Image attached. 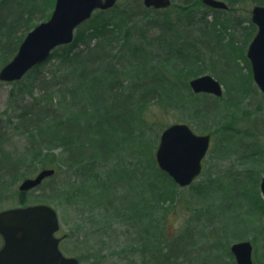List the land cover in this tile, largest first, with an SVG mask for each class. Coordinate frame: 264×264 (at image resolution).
Segmentation results:
<instances>
[{
  "label": "trees",
  "instance_id": "obj_1",
  "mask_svg": "<svg viewBox=\"0 0 264 264\" xmlns=\"http://www.w3.org/2000/svg\"><path fill=\"white\" fill-rule=\"evenodd\" d=\"M172 1V5H180L174 7L181 12L173 16L145 8L141 0H127L106 10H96L78 26L70 43L55 47L47 60L14 81L22 85L18 87L20 103L12 121L21 133L27 134L28 152L23 157L16 158L9 150V139L2 138L4 130L0 124V189L8 184L7 178L19 175L25 158L54 156L50 154L48 143L58 144L63 154L62 160L57 158L58 163L71 169L67 177L44 193H56L64 201L71 198V204L95 210L101 216V223L105 222L102 225L105 228L114 224L126 226L121 232L126 238L118 250L130 253L139 248L144 252L165 244L158 248L159 255L151 264H191L188 253L179 249L184 242L193 239L191 227L194 225L191 226L189 219L187 229L176 238L163 235L164 215L179 193L173 180L155 165L158 133L152 132L154 124L146 117L147 104L154 102L175 109L179 114L189 111L190 115L182 116L187 122L215 121L219 115L215 105L212 110L190 105L194 94L188 80L203 73H210L224 83L229 100L236 94L234 100H228L229 105L241 106L250 101L253 88H250L251 73L244 47L256 28L249 17L248 5H264V0H224L229 8L221 10L207 7L200 0ZM53 6L54 0H0V67L15 54L26 33L50 16ZM138 22L141 26L135 29ZM221 74L242 76L241 86L235 85L233 80L227 84ZM240 87L245 89L241 95ZM208 98L214 104L218 101L216 97L208 95ZM237 137V134L226 133L221 138ZM244 146L245 151L236 156L228 153L216 157L231 161L225 171L234 172L232 181L236 184L245 185L248 178L254 179L256 201L250 209L254 215L251 222L260 226L264 201L257 195V184L264 173V147L255 142ZM104 154H109L108 160L101 157ZM125 154L128 157L121 172L132 173L131 170L140 165V157L148 155L151 165L146 163L145 166L163 174L169 183V188L158 187L155 181L151 183L155 191L151 199L147 198L150 212L145 216L147 222L139 225L118 210L103 209L96 198L100 188L109 186L107 172L117 167L118 159H112ZM235 161L240 164L235 166ZM257 165L260 166L258 171ZM255 169L256 178H253ZM219 178L215 175L209 179ZM123 185L130 186L129 180L121 184L113 182L117 191ZM89 188L93 195L88 197L83 189ZM24 193L17 191L19 199ZM46 197L49 196L42 198L46 200ZM140 232H145L151 240H145ZM256 238L253 233L251 242ZM160 257L163 263H158ZM228 260L235 264L230 252ZM126 264L142 263L128 259Z\"/></svg>",
  "mask_w": 264,
  "mask_h": 264
},
{
  "label": "rangeland",
  "instance_id": "obj_2",
  "mask_svg": "<svg viewBox=\"0 0 264 264\" xmlns=\"http://www.w3.org/2000/svg\"><path fill=\"white\" fill-rule=\"evenodd\" d=\"M126 2L127 0H118L115 5ZM172 4L173 1L171 0V4L166 8L156 9L143 6L145 8L162 10L161 15L171 14L173 16L175 13H181L177 7H174L180 5ZM252 5V3L248 5L249 17ZM139 26H141L140 22L137 23L135 29H138ZM250 40L244 47L245 56ZM250 73V88H253L250 91L251 99L241 106L229 105V101L234 100L236 94L229 100L230 95H226V86L221 81L224 93L220 97L202 92L195 93L191 90L188 83L189 89L194 94L189 100L190 105L198 104L199 107L205 106L208 110H212L215 105V108H219L216 122L213 120H205L203 122L196 119V125L195 122H187L182 117L190 115L191 112L187 111L184 114H179L175 109L166 106L162 107L154 102L148 103L145 110L147 119L154 124L152 132L158 133L154 152L162 128L173 122H185L191 127L193 132L198 134L208 133L211 136L210 147L202 160L200 173L189 185L183 187L176 185V192L179 194L177 195V199L171 203L169 211L166 212L163 219V235H166V238H176L182 230L185 231L187 229L185 225L189 219L191 226L194 225V227H191L193 228V239L188 243L184 242L180 245L179 249L188 253L191 264H231L228 260V253L232 242L243 239L251 240L253 233L256 234L257 238L252 242V258L256 264H264V218L260 226H255L251 222V218L254 215L250 212L252 211L250 209L253 208V203L256 201L254 179L248 178L245 185L236 184L232 181L234 172L232 170L225 171L230 166L231 161L216 157L219 155L226 156L228 153L236 156L235 154L245 151L244 145L248 142H255L264 147V93L255 84L251 68ZM221 75L227 84L233 80L235 85L241 86L242 76ZM19 86L22 85L17 82L14 83V81H0V124L2 125V130H4L2 138L5 140L9 139L7 143L8 148L13 151V155H16V158L23 157L28 152L26 150V146H28L27 134L25 132L21 133V129H17L15 123L12 121L17 115L16 107L20 103V97L18 96ZM242 92H245L244 87H240V95ZM208 95L211 98L216 97L218 99L216 104L212 102V99L208 98ZM190 110L192 111V109ZM226 133L237 134L238 137L222 139L221 137ZM146 139L147 142L150 140L147 137ZM245 140L248 141L245 142ZM105 145L108 147L107 144ZM48 146L51 148L50 154L54 156L44 159L27 157L22 162L19 175L7 178L8 184L0 189V210L23 204H50L58 214L60 229L57 235H64L59 243V248L65 255L77 257L79 264H126L128 259H131L132 262L137 260L138 263L141 262L142 264L153 263L154 258L157 254L159 255L157 250L160 249L158 248L160 246L164 247L165 244L163 245L162 243L156 247V250L154 248H147L144 252L140 251L139 248H135L130 253L118 250L121 248V241L126 238L121 233L122 229L126 228V226L114 224L111 227L105 228L102 226L105 225V222L104 224L101 223V216L96 214L95 210L83 209L79 205L71 204V198L64 201V198L58 196L56 193H44L48 187H55L58 181L67 177L69 169L67 165H61L57 161V158L62 160V147L53 142H49ZM107 156L109 154L101 155L105 160H108ZM11 157L9 158L10 160H12ZM127 157L128 155L125 154L121 158H111L112 160L118 159V163L116 162L115 164L117 167L107 172L106 180L109 186L100 188L98 194H96V198L98 200L97 203L103 209L109 211L111 209L114 211L118 210L120 214H125L126 218L133 224L139 225L141 222H147V217L145 216H148L150 212L146 204L147 198L151 199L153 191H155L151 183L155 181V185L161 188H169V183L167 178L163 177V174L145 166L146 163L149 166L151 165L148 155L140 157L141 163L138 167L131 170L132 173L127 172L125 174L121 172V166L125 164ZM154 162L156 165L155 158ZM236 164L239 165L240 163L235 161V166ZM44 168H53L55 170L53 176L46 177L38 187L33 189L26 191L18 189V185L23 179L34 176ZM258 168H260L259 165L256 166L257 171L259 170ZM256 169L253 172V178H256ZM215 175L220 176V178L218 180L209 179ZM128 180L130 186L123 185V188L118 187V191L113 187L114 181L121 184ZM231 181V186H228ZM133 182L137 184L134 187L132 185ZM259 182L257 184V195L261 201H264ZM198 184L202 185L195 191L194 189ZM17 191L25 192V195L19 199ZM83 191L86 192V196L88 197L93 195L91 188L83 189ZM244 191H246V194H243ZM45 195L49 196L46 197V200L50 201L47 202L42 198ZM65 202H68V204ZM131 229L133 228L129 227V230ZM140 234L145 237V240H151L145 232H140ZM134 236L135 233H133L132 237ZM158 263H163L162 257H160Z\"/></svg>",
  "mask_w": 264,
  "mask_h": 264
},
{
  "label": "water",
  "instance_id": "obj_3",
  "mask_svg": "<svg viewBox=\"0 0 264 264\" xmlns=\"http://www.w3.org/2000/svg\"><path fill=\"white\" fill-rule=\"evenodd\" d=\"M118 0H54L50 16L31 28L12 58L0 69V81L21 79L37 64L43 63L51 51L70 43L76 28L91 18L95 10L113 7ZM214 9H228L224 0H200ZM145 7L166 8L171 0H142ZM250 19L256 32L250 40L246 57L252 77L264 93V5L250 9ZM195 93L222 96L218 79L205 73L189 80ZM210 145V134L195 133L187 123L175 122L164 128L159 136L155 159L160 170L167 173L180 187L189 185L202 169V160ZM44 168L34 176L23 179L18 189L26 191L41 184L54 174ZM264 197V174L259 183ZM60 224L57 211L47 203L27 204L0 210V264H79L75 256H66L59 249L61 237L56 233ZM235 264H256L252 258L253 244L249 239L234 241L229 247Z\"/></svg>",
  "mask_w": 264,
  "mask_h": 264
},
{
  "label": "bare ground",
  "instance_id": "obj_4",
  "mask_svg": "<svg viewBox=\"0 0 264 264\" xmlns=\"http://www.w3.org/2000/svg\"><path fill=\"white\" fill-rule=\"evenodd\" d=\"M252 6H253V5H252ZM250 9H251V8H250ZM11 58H12V57H11ZM11 58H10V59H11ZM8 61H9V60H8ZM8 61H7V62H8ZM7 62H6V63H7ZM6 63H5V64H6ZM5 64H4V65H5ZM4 65H2V66L0 67V69H1ZM250 68H251V67H250ZM178 122H182V121H178ZM173 123H175V122H173ZM173 123H170V124L166 125L164 128H166L167 126H169V125H171V124H173ZM183 123H184V122H183ZM162 130H163V129H162ZM162 130H161V131H162ZM160 133H161V132H160ZM159 136H160V134H159ZM158 142H159V140H158ZM157 145H158V144H157ZM156 148H157V147H156ZM155 150H156V149H155ZM154 156H155V152H154ZM154 158H155V157H154ZM155 161H156V159H155ZM156 165H157V162H156ZM157 166H158V165H157ZM158 168H159V167H158ZM159 169H160V168H159Z\"/></svg>",
  "mask_w": 264,
  "mask_h": 264
},
{
  "label": "flooded vegetation",
  "instance_id": "obj_5",
  "mask_svg": "<svg viewBox=\"0 0 264 264\" xmlns=\"http://www.w3.org/2000/svg\"><path fill=\"white\" fill-rule=\"evenodd\" d=\"M62 240V239H61ZM2 245V239H1V237H0V246Z\"/></svg>",
  "mask_w": 264,
  "mask_h": 264
}]
</instances>
